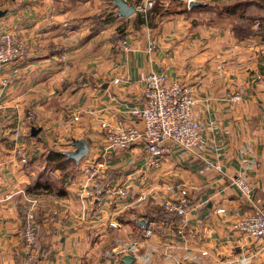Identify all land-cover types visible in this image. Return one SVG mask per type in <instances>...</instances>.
<instances>
[{
  "label": "crops",
  "instance_id": "obj_1",
  "mask_svg": "<svg viewBox=\"0 0 264 264\" xmlns=\"http://www.w3.org/2000/svg\"><path fill=\"white\" fill-rule=\"evenodd\" d=\"M156 1L154 17L152 9L120 17L113 0H0L7 10L0 33L17 35L27 49L0 69V264H23L16 232L26 224L41 244L34 264H264V238L232 227L264 201V21L252 33L234 30L245 22L241 15L264 17V5L221 9L253 0H195L185 9L181 0ZM150 72L191 89L202 127L199 158L168 143L153 169L142 143L105 148L101 121L142 127L129 109L141 105ZM26 110L40 132L24 129L15 139ZM79 139L89 151L68 162L65 195L34 191L43 155L71 151ZM20 144L27 164L14 155ZM107 155L102 188L83 196L85 163ZM235 177L251 186V199ZM165 201L184 205L164 220H145ZM148 221L157 228L145 238Z\"/></svg>",
  "mask_w": 264,
  "mask_h": 264
},
{
  "label": "built area",
  "instance_id": "obj_2",
  "mask_svg": "<svg viewBox=\"0 0 264 264\" xmlns=\"http://www.w3.org/2000/svg\"><path fill=\"white\" fill-rule=\"evenodd\" d=\"M155 0H141L134 4L135 13L146 14L149 2ZM186 6L195 0H181ZM225 1V0H221ZM206 2H203L205 4ZM259 27V22L254 24ZM128 48L125 47V50ZM27 53L25 43L15 34L10 32L0 33V69L4 65L22 59ZM262 64L264 66V50L262 51ZM62 61L64 55H60ZM82 85V84H81ZM240 100V94L234 93L230 101L232 103ZM195 99L190 88L178 81H169L164 73L150 72L143 79L142 103L132 106L129 114L137 120L142 127L114 126L106 121L100 122L102 138L107 150H126L133 145L142 143L145 151L143 158L145 165L157 169L168 151V143L185 151L192 157H200L199 147L201 145V124L194 114ZM35 115L29 110L21 120L12 135L15 139L22 137V130H30L34 123ZM14 155L22 163H28V153L20 144L15 147ZM108 155L101 161H87L84 165L85 181L81 184L82 195H93L102 188L104 180V169ZM203 159V158H202ZM204 160V159H203ZM78 164V162L76 163ZM216 168V166H214ZM241 194L252 198V188L240 177L233 180ZM109 193H118L124 196L125 189H106ZM183 202L165 201L163 209L167 212H178L183 208ZM233 229L255 238H264V201L261 207L244 216L240 221L233 224ZM157 225L154 221H148L143 231V237H149L156 231ZM23 249V264H34L38 257L41 246L36 228L26 224L16 232ZM180 264H188L182 262Z\"/></svg>",
  "mask_w": 264,
  "mask_h": 264
},
{
  "label": "trees",
  "instance_id": "obj_3",
  "mask_svg": "<svg viewBox=\"0 0 264 264\" xmlns=\"http://www.w3.org/2000/svg\"><path fill=\"white\" fill-rule=\"evenodd\" d=\"M251 3H254L258 5L259 7H263L264 2L262 1H242L237 2L231 5H224L221 7V9H246L247 6H249ZM183 7L186 9L187 6L183 3ZM160 5L155 0V5L151 7V13L154 17V14H156V9H159ZM114 16H117V13L113 14ZM242 19L245 21L244 23H238L235 24L234 30L237 32H240L241 34H248L252 33L251 25L255 21L263 22L264 17H255V16H245L241 15ZM261 31L264 33L263 25L261 26ZM71 159H69L65 153H57L53 151H48L43 155V168L42 170L37 174V177L35 181L33 182V188L34 191L37 193H54L57 196L63 197L65 195V191L63 189V183L66 181L67 178H70L71 171L67 170V164L70 162ZM55 170H59L61 172L60 177L57 179H52L51 173ZM180 212H167L162 210H157L154 216L146 217L145 220L155 219V220H164L166 219L167 215L177 214Z\"/></svg>",
  "mask_w": 264,
  "mask_h": 264
},
{
  "label": "water",
  "instance_id": "obj_4",
  "mask_svg": "<svg viewBox=\"0 0 264 264\" xmlns=\"http://www.w3.org/2000/svg\"><path fill=\"white\" fill-rule=\"evenodd\" d=\"M113 4L117 10L116 11L117 16L129 17V16L133 15L135 12L133 4L127 2L126 0H113ZM196 5H198L197 2H192L189 4V7H193ZM6 13H7L6 9H4V10L0 9V18L2 16H4ZM39 132H40L39 127L32 126L30 128L29 134H30V136L34 137ZM71 144L74 147V149L66 152L65 154L69 159L74 160L76 162H79V160L82 159L84 156H86V154L88 153V151H89L88 144L83 139L73 140L71 142ZM138 223L140 225H142L143 227L145 226V222L143 220L139 221ZM129 259H131V258L127 257V256L124 257V261H128Z\"/></svg>",
  "mask_w": 264,
  "mask_h": 264
},
{
  "label": "rangeland",
  "instance_id": "obj_5",
  "mask_svg": "<svg viewBox=\"0 0 264 264\" xmlns=\"http://www.w3.org/2000/svg\"><path fill=\"white\" fill-rule=\"evenodd\" d=\"M140 2H141V0H136L134 4H137V3H140ZM134 4H133V6H134ZM153 5H155V1L151 4V6H148V9H151V7H152ZM172 8H174V7H173V6L168 7V9H172ZM146 13H147V12H146ZM143 14H144V13H143ZM28 111H29V110L24 111L25 113H24V116H23V118H22L21 120H24V117L26 116V114H27ZM25 130H28L27 127H26ZM27 133H28V131H27ZM27 133H26V134H27ZM26 164H27V163H26Z\"/></svg>",
  "mask_w": 264,
  "mask_h": 264
}]
</instances>
